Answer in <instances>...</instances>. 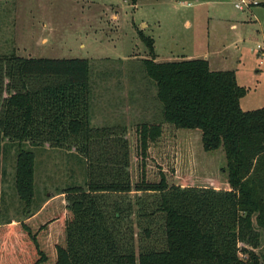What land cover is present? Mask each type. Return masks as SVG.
Listing matches in <instances>:
<instances>
[{"label":"trees","instance_id":"trees-1","mask_svg":"<svg viewBox=\"0 0 264 264\" xmlns=\"http://www.w3.org/2000/svg\"><path fill=\"white\" fill-rule=\"evenodd\" d=\"M139 35L158 103L136 127L142 160L169 130L186 164L212 174L170 179L161 169L150 180L143 170L132 183L126 127L92 123L87 58L1 54L0 156L7 142L48 143L75 148L90 169L86 186L0 225V264H264V107H241L247 89L235 71L205 58L157 61L154 39ZM33 164L30 151L19 153L17 187L28 205Z\"/></svg>","mask_w":264,"mask_h":264},{"label":"rangeland","instance_id":"rangeland-1","mask_svg":"<svg viewBox=\"0 0 264 264\" xmlns=\"http://www.w3.org/2000/svg\"><path fill=\"white\" fill-rule=\"evenodd\" d=\"M237 1L138 0L133 4L127 0H0V55L87 58L93 91L92 123L126 127L132 183L143 170L147 179L159 180L161 169L170 179L181 174L180 178L203 180L212 173L204 172L198 162L186 164V151L176 149L169 130L157 145L150 146L145 162L141 158L136 127L154 118L158 103L156 86L146 76L143 64L144 58L151 57L149 48L139 33L154 39L157 61L208 55L214 68L235 71L238 83L247 89L241 107L261 108L264 56L259 57L257 47L264 45V0L242 9L235 6ZM93 148L101 149L100 145ZM22 151L33 155L31 205L17 187ZM0 161L1 226L10 220H24L47 201L61 196L65 188L86 186L89 179V161L75 148L68 151L48 143L7 142ZM216 170L211 168V172Z\"/></svg>","mask_w":264,"mask_h":264},{"label":"built area","instance_id":"built-area-1","mask_svg":"<svg viewBox=\"0 0 264 264\" xmlns=\"http://www.w3.org/2000/svg\"><path fill=\"white\" fill-rule=\"evenodd\" d=\"M260 3V0H238L236 3H235V6L237 8H244L245 6H251V5H257ZM258 53H259V56L260 57H263L264 56V45H258ZM263 61L261 60V63Z\"/></svg>","mask_w":264,"mask_h":264},{"label":"crops","instance_id":"crops-1","mask_svg":"<svg viewBox=\"0 0 264 264\" xmlns=\"http://www.w3.org/2000/svg\"><path fill=\"white\" fill-rule=\"evenodd\" d=\"M188 21H189V19H188ZM259 55V54H258ZM204 58H207L208 60H209V63H210V67H211V69H214V70H224V69H220V68H217V67H213L212 66V64H211V61H210V57L208 56V55H205V56H203ZM260 57V56H259ZM226 70V69H225Z\"/></svg>","mask_w":264,"mask_h":264}]
</instances>
